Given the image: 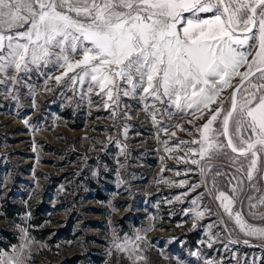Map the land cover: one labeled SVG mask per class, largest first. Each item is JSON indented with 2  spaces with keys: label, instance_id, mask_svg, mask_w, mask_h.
Listing matches in <instances>:
<instances>
[{
  "label": "rangeland",
  "instance_id": "rangeland-1",
  "mask_svg": "<svg viewBox=\"0 0 264 264\" xmlns=\"http://www.w3.org/2000/svg\"><path fill=\"white\" fill-rule=\"evenodd\" d=\"M42 71L52 78L32 73L18 88L0 86V234L18 238L3 250L28 243L24 229L27 264H58L77 254L86 264H97L89 257L99 264H264V240L240 231L210 194V178L191 163L198 156L188 149L198 150L191 142L201 138L206 118L170 108L171 115L158 113L154 121L142 101L121 95L117 107L98 87L89 92L88 78L74 88L66 86L68 77L55 81L62 69ZM232 90L218 98L225 108ZM194 184L200 186L192 191ZM5 200L25 208L45 202L52 211L38 212L46 228L69 226V238L52 246L35 239L29 211L19 223L2 218ZM205 209L211 211L194 219ZM248 212L245 206L249 223L264 226ZM125 240L127 251H119Z\"/></svg>",
  "mask_w": 264,
  "mask_h": 264
},
{
  "label": "snow or ice",
  "instance_id": "snow-or-ice-1",
  "mask_svg": "<svg viewBox=\"0 0 264 264\" xmlns=\"http://www.w3.org/2000/svg\"><path fill=\"white\" fill-rule=\"evenodd\" d=\"M50 66L63 70L57 83L68 77L75 88L88 78V91L98 87L117 107L121 95L144 102L154 121L170 108L200 113L207 122L191 142L198 150L188 149L198 156L191 163L240 231L264 240V226L243 213L247 206L264 225V0H0V86L18 88L32 73L51 79L42 71ZM229 87L225 108L218 98ZM22 231L28 243L0 250V264H27Z\"/></svg>",
  "mask_w": 264,
  "mask_h": 264
},
{
  "label": "trees",
  "instance_id": "trees-1",
  "mask_svg": "<svg viewBox=\"0 0 264 264\" xmlns=\"http://www.w3.org/2000/svg\"><path fill=\"white\" fill-rule=\"evenodd\" d=\"M2 210V218L17 223L20 222L22 214L29 211V234H31L35 239L44 241L50 246L59 243L60 240H67V238H69L70 236L69 226H64L63 228L61 227L57 229L54 228V230H51V228H46V224L43 222L45 220V217H43L42 215L40 216V213L38 211L41 210V214H44L47 211L52 210L43 201L37 203L36 205L32 204L29 207L25 208L22 203H11L9 200H5ZM52 231H54L53 235L50 234V232ZM17 240V235L13 234L12 231L10 232L8 230H2L0 234V250L7 249V247H9L10 245L15 244ZM84 257H86L85 254L73 255L71 257L65 258L62 262L58 264H86ZM89 259L95 261V263L97 264H99L100 262L99 259H97L96 257H89Z\"/></svg>",
  "mask_w": 264,
  "mask_h": 264
},
{
  "label": "water",
  "instance_id": "water-1",
  "mask_svg": "<svg viewBox=\"0 0 264 264\" xmlns=\"http://www.w3.org/2000/svg\"><path fill=\"white\" fill-rule=\"evenodd\" d=\"M237 86H241V85H240V79L237 81V83L235 84L234 87H237ZM232 91H233V90H232ZM237 99H238V94H237Z\"/></svg>",
  "mask_w": 264,
  "mask_h": 264
}]
</instances>
